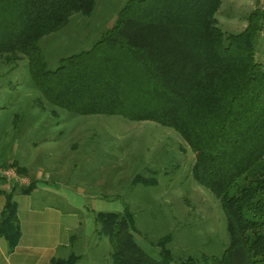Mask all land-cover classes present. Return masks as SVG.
Returning a JSON list of instances; mask_svg holds the SVG:
<instances>
[{"label": "trees", "instance_id": "16d2710c", "mask_svg": "<svg viewBox=\"0 0 264 264\" xmlns=\"http://www.w3.org/2000/svg\"><path fill=\"white\" fill-rule=\"evenodd\" d=\"M221 1L128 0L91 49L50 70L39 43L73 16L89 18L96 0H0V64L25 60L40 106L172 130L194 156V181L220 203L227 247L199 263L173 261L170 237L157 242L159 258L150 257L133 236L129 211L98 212L95 233L109 241V264H264V67L255 59L264 12H253L239 34H223L216 21ZM6 168L27 178L14 162L0 165ZM155 181L136 176L131 185ZM31 182L0 190V239L8 254L21 238L15 196L30 194Z\"/></svg>", "mask_w": 264, "mask_h": 264}, {"label": "rangeland", "instance_id": "374dc122", "mask_svg": "<svg viewBox=\"0 0 264 264\" xmlns=\"http://www.w3.org/2000/svg\"><path fill=\"white\" fill-rule=\"evenodd\" d=\"M127 1L96 0L89 18L73 16L61 32L42 39L47 68L55 70L61 59L91 49ZM219 8L218 28L227 35L242 32L253 12H264L262 0H222ZM255 46V59L264 67V24ZM26 67L24 59L0 64V165L14 162L35 184L38 172L42 183L58 180L93 198L56 186V196L64 195L84 213L81 233L73 235L60 261L73 255L80 257L77 264L110 263L109 241L95 233L98 212L129 211L136 242L154 259L159 258L157 242L166 237L173 261L191 257L199 263L203 256L222 255L228 236L220 203L194 181V156L175 132L151 122L74 116L40 106ZM136 176L154 178L157 186H132Z\"/></svg>", "mask_w": 264, "mask_h": 264}, {"label": "crops", "instance_id": "0c3cea01", "mask_svg": "<svg viewBox=\"0 0 264 264\" xmlns=\"http://www.w3.org/2000/svg\"><path fill=\"white\" fill-rule=\"evenodd\" d=\"M262 2L264 6V0ZM37 173L34 175L36 184L33 191L28 195L15 196L21 238L11 254H8L4 240L0 239V264H50L53 259H62L70 250V238L81 233V216L84 213L71 205L64 195V199L56 196L55 191L56 186L61 187L58 189H73L74 186L67 187L66 183L58 180H54V183H42L38 180L40 177ZM2 188L0 185L1 191ZM74 191L82 199H93L86 192L79 193V189L74 188ZM3 201L4 197L0 194V212Z\"/></svg>", "mask_w": 264, "mask_h": 264}, {"label": "built area", "instance_id": "2783aa9c", "mask_svg": "<svg viewBox=\"0 0 264 264\" xmlns=\"http://www.w3.org/2000/svg\"><path fill=\"white\" fill-rule=\"evenodd\" d=\"M0 185L4 191H9L10 187H29L30 180L17 175L13 168L0 169Z\"/></svg>", "mask_w": 264, "mask_h": 264}]
</instances>
